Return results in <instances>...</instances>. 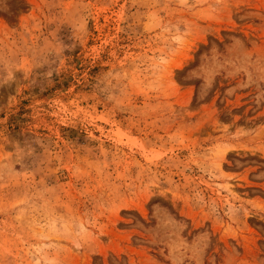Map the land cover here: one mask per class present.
<instances>
[{
	"label": "rangeland",
	"instance_id": "1",
	"mask_svg": "<svg viewBox=\"0 0 264 264\" xmlns=\"http://www.w3.org/2000/svg\"><path fill=\"white\" fill-rule=\"evenodd\" d=\"M0 264H264V0H0Z\"/></svg>",
	"mask_w": 264,
	"mask_h": 264
}]
</instances>
